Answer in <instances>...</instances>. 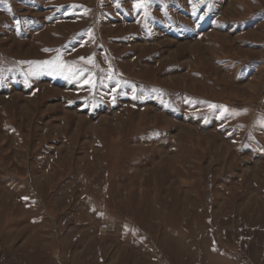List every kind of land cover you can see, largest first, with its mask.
Segmentation results:
<instances>
[{
    "label": "rangeland",
    "instance_id": "1",
    "mask_svg": "<svg viewBox=\"0 0 264 264\" xmlns=\"http://www.w3.org/2000/svg\"><path fill=\"white\" fill-rule=\"evenodd\" d=\"M0 264H264V0H0Z\"/></svg>",
    "mask_w": 264,
    "mask_h": 264
}]
</instances>
